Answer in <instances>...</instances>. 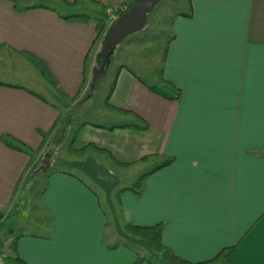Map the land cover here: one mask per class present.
Segmentation results:
<instances>
[{
  "label": "crops",
  "instance_id": "crops-1",
  "mask_svg": "<svg viewBox=\"0 0 264 264\" xmlns=\"http://www.w3.org/2000/svg\"><path fill=\"white\" fill-rule=\"evenodd\" d=\"M128 1L0 0L2 230L7 219L30 210L37 232L6 231L25 264H134L137 254L164 264L146 242L123 232L125 224H162V244L192 264L230 248L217 264H264V0H185L189 16L171 20L162 77L147 82L165 90L167 82L178 96L169 88L172 98H163L134 75L122 85L117 77L110 106L106 97L102 105L89 102L110 121L74 126L72 149L88 148L72 152L70 170L47 172L35 198L25 194V176L68 117L64 111L93 97L98 86L89 76L101 51L94 19L107 15L110 26ZM71 15L89 20L64 19ZM17 51L42 59L66 98ZM125 125L146 129L118 128ZM42 134L47 141L29 168V154L2 141L13 138L34 151ZM114 164L153 171L139 194L121 192L119 204L116 190L133 183L121 186Z\"/></svg>",
  "mask_w": 264,
  "mask_h": 264
},
{
  "label": "rangeland",
  "instance_id": "rangeland-1",
  "mask_svg": "<svg viewBox=\"0 0 264 264\" xmlns=\"http://www.w3.org/2000/svg\"><path fill=\"white\" fill-rule=\"evenodd\" d=\"M185 6V0H164L160 2L148 15L146 25L139 32L125 38L122 42L110 49L108 63L105 66H102L101 60L96 58L97 71L94 74L92 72L89 74L91 81L98 83L93 97L92 95L88 96V98L83 100L82 104L74 109H70L68 114L67 111H64V115H68V117L60 125L57 133L54 134L50 145L45 149L41 158L37 161L35 160L36 162L25 176L26 178L28 177V181L23 184L25 194H31L32 198H35L44 185V179L41 180V178L51 169H69L66 161L71 158L73 153L68 151L67 146L69 147L70 145L69 142L72 139L71 129L74 126L77 127L83 123L90 122L107 124L110 121L109 118H104L99 113L100 109L98 107H90L89 102L91 98L95 104L102 105V99L107 96V91H109L108 89L118 69L122 71L118 76V81L121 85L124 83L126 77H131L132 74L125 68L121 69L120 67L128 66L135 73L136 77L144 79L149 84L157 83L159 80L158 71L161 68L163 49L170 36L169 26L171 20L174 14L182 11ZM119 12L118 9L114 13V20L110 26L113 27L117 23L120 18ZM100 15L102 16L103 13H100ZM103 17L108 19L107 15ZM100 44L101 42L98 43V46ZM92 59L91 57L90 62ZM154 164L155 161L149 165L153 166ZM114 166L116 167L114 170L122 179L121 186L131 185L142 173L149 170V166L144 167L140 164L134 165L126 170L117 168L118 166L115 164ZM27 199L30 198L27 197ZM18 213L5 221L3 230L2 225H0L1 230L5 232L11 230L13 233L19 232V230L24 233L37 232L36 229L40 227L38 222L34 221V223H30L28 221L30 219L29 215L31 216L30 210L25 208Z\"/></svg>",
  "mask_w": 264,
  "mask_h": 264
},
{
  "label": "trees",
  "instance_id": "trees-1",
  "mask_svg": "<svg viewBox=\"0 0 264 264\" xmlns=\"http://www.w3.org/2000/svg\"><path fill=\"white\" fill-rule=\"evenodd\" d=\"M133 1H130L127 4V9H129L132 5ZM179 3V2H178ZM123 13L119 14V17L122 15ZM176 16H184V17H188L189 14L185 13L182 11L177 12L174 14L173 17ZM65 20H67L70 23H83L87 20H89V17L86 15H71V16H67L64 17ZM94 23H95V33H96V38H95V44L101 42L104 40L106 34L108 33L109 29L112 26H108L107 21L105 19H94ZM115 25V24H114ZM171 37L168 38L165 47L163 49V54L161 57V63H164L165 60V56H166V52H167V47L169 42L171 41ZM112 49V48H111ZM17 53L22 56L26 61H28L30 64H32L34 66V68L37 70V72L39 73V75L41 76V78L47 83L49 84L56 92H58L61 96H63L64 98H66V95H64L59 88L57 79L55 78V76L52 74V72L50 71V69L48 68L47 64L40 59L38 56H36L35 54L28 52V51H17ZM125 68L129 73H131L132 75H135V73L128 67V66H122L120 67ZM118 73H119V69L117 70V73L115 75V78L113 80V82L110 85V89L109 92L105 98V103L107 104V106H110L108 104L109 98L111 97V94L114 90L115 87V83H116V79L118 77ZM158 76L162 77V68L158 71ZM141 83H143L150 91H152L153 93L163 97V98H172V96H170V93L166 90H171V93L173 94L174 92L176 93V97L178 96L179 92L178 90L174 91V87L169 85L167 82H165V86H166V90L163 88H159L153 85H149L145 80L136 77ZM87 82V74L86 71H84L83 73V80H82V84L80 87V91H82L83 87L85 86ZM76 97H72L71 100H74ZM121 111V110H120ZM121 112H127V111H121ZM128 113V112H127ZM61 118L58 119V124L60 123ZM95 126V125H94ZM95 127H100V126H95ZM126 128V127H134V128H141V129H146V125L142 126V127H138L136 125H132V126H118V128ZM100 128H104V127H100ZM115 127L109 128L110 130L113 129ZM79 130V129H77ZM78 132V131H76ZM47 134H42V143L40 144V146L34 150V151H28L26 150V148L24 147L23 144L19 143L16 139L13 138H2V141L4 142V144H6L7 146L16 149V150H20V151H25L29 154V162L27 165V168H29L35 159V156H37L41 150L43 149L46 141H47ZM87 147H85L82 150H74L72 149V143H70L69 147H68V151H70L71 153H82L86 150ZM99 150V149H98ZM114 162L116 164H119L120 166L126 167L129 164L128 163H121L119 161L114 160ZM169 160L166 161L165 163H163L160 167L155 168L153 171L157 170L158 168H161L163 166H166L167 164H169ZM27 170V169H26ZM153 171L147 173V174H142L141 176H139L134 182L133 184L128 188H119L116 190L115 194H114V200L117 204H119V195L121 192L125 191V190H131L132 192H134L135 194H139V192L141 191L142 187H143V182L145 180V178L150 175ZM26 172V171H25ZM21 183V179L18 183V185L16 186V190L19 187V184ZM86 187L90 190L93 191L94 194L98 195V192L96 189H94L93 187H91L90 185H86ZM15 193V192H14ZM2 217L0 216V225H2ZM111 225L110 222L107 221L106 226ZM1 228V226H0ZM122 230L125 234H127L128 236H131L133 238L139 239L141 241L146 242L148 249L159 255L161 260L163 261L164 264H192L186 260H184L183 258L177 256L170 248L164 246L161 242V233H162V224H157L154 226H148V227H140V226H135L132 224H125L122 227ZM5 235L9 236L6 232ZM124 246H126V244H123ZM8 250H9V255L6 258V264H25L23 263L18 255H17V250H16V239L11 238V242L8 245ZM233 248L230 249H225L223 250L216 258H214L211 261H207L204 263H199V264H217L219 262V260L221 259H226L228 258V256L231 254ZM144 262H149L150 264H157L154 260L152 259H145L144 257H141L139 254H137V259L135 261L134 264H142Z\"/></svg>",
  "mask_w": 264,
  "mask_h": 264
},
{
  "label": "water",
  "instance_id": "water-1",
  "mask_svg": "<svg viewBox=\"0 0 264 264\" xmlns=\"http://www.w3.org/2000/svg\"><path fill=\"white\" fill-rule=\"evenodd\" d=\"M164 0H134L131 7L124 12L117 23L111 27L101 43L98 58L102 66L108 63L110 49L125 38L139 32L147 23L148 15Z\"/></svg>",
  "mask_w": 264,
  "mask_h": 264
},
{
  "label": "built area",
  "instance_id": "built-area-1",
  "mask_svg": "<svg viewBox=\"0 0 264 264\" xmlns=\"http://www.w3.org/2000/svg\"><path fill=\"white\" fill-rule=\"evenodd\" d=\"M130 1H134V0H129L128 3ZM127 4L119 8L120 11L119 13H124L128 10ZM10 242H11V237L5 235V232L2 231L0 228V264H6V258L9 255L8 245Z\"/></svg>",
  "mask_w": 264,
  "mask_h": 264
}]
</instances>
